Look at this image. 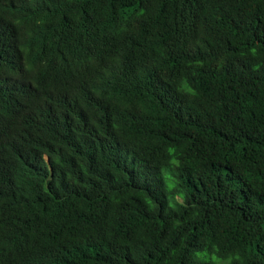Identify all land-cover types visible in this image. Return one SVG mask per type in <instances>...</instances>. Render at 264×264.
Segmentation results:
<instances>
[{
  "label": "trees",
  "instance_id": "1",
  "mask_svg": "<svg viewBox=\"0 0 264 264\" xmlns=\"http://www.w3.org/2000/svg\"><path fill=\"white\" fill-rule=\"evenodd\" d=\"M264 264V0H0V264Z\"/></svg>",
  "mask_w": 264,
  "mask_h": 264
},
{
  "label": "rangeland",
  "instance_id": "2",
  "mask_svg": "<svg viewBox=\"0 0 264 264\" xmlns=\"http://www.w3.org/2000/svg\"><path fill=\"white\" fill-rule=\"evenodd\" d=\"M220 263L219 264H225L227 261H225V263H221V261H219Z\"/></svg>",
  "mask_w": 264,
  "mask_h": 264
}]
</instances>
